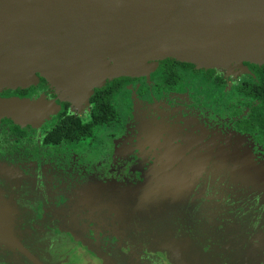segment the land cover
I'll return each instance as SVG.
<instances>
[{
  "label": "rangeland",
  "instance_id": "1",
  "mask_svg": "<svg viewBox=\"0 0 264 264\" xmlns=\"http://www.w3.org/2000/svg\"><path fill=\"white\" fill-rule=\"evenodd\" d=\"M151 63L117 100L119 124L59 152L40 145L55 101L85 123L88 90L45 82L16 105L32 132L0 135V264H264V147L231 130L232 115L247 114L232 92L247 72L195 65L224 88L186 80L152 94Z\"/></svg>",
  "mask_w": 264,
  "mask_h": 264
},
{
  "label": "water",
  "instance_id": "2",
  "mask_svg": "<svg viewBox=\"0 0 264 264\" xmlns=\"http://www.w3.org/2000/svg\"><path fill=\"white\" fill-rule=\"evenodd\" d=\"M164 59L263 65L264 0H0V85L23 88L30 71L72 96L87 89L88 102L106 81ZM20 102L0 98V115L30 121Z\"/></svg>",
  "mask_w": 264,
  "mask_h": 264
},
{
  "label": "trees",
  "instance_id": "3",
  "mask_svg": "<svg viewBox=\"0 0 264 264\" xmlns=\"http://www.w3.org/2000/svg\"><path fill=\"white\" fill-rule=\"evenodd\" d=\"M250 79L243 81L233 88L237 95L256 100L258 105L250 110L247 119L237 121L234 128L241 133H259L264 132V64L260 66L243 63ZM186 74L190 79L199 80V82L208 84L214 88H222L224 82L221 78L214 76V70L211 68H197L196 66L178 62L173 59H164L157 63L156 68L149 74V78H154L153 91H176L183 81V75ZM138 78L118 77L106 81L101 87L94 88L88 103L90 104L89 122L82 123L77 117L66 115L65 108L67 104L60 102L58 106L62 108L61 112L55 115L54 124L42 138V144L56 149L59 145L75 146L78 142L88 139L91 136V129L97 126H110L119 121L117 112L112 102L116 94L127 84L137 81ZM41 84L45 81L38 77ZM25 92L16 90L12 93L13 98L22 99ZM11 130L16 136H24V131L11 125Z\"/></svg>",
  "mask_w": 264,
  "mask_h": 264
},
{
  "label": "flooded vegetation",
  "instance_id": "4",
  "mask_svg": "<svg viewBox=\"0 0 264 264\" xmlns=\"http://www.w3.org/2000/svg\"><path fill=\"white\" fill-rule=\"evenodd\" d=\"M252 65H256V64H252ZM256 66H260V65H256ZM214 76L219 77V76L215 75V73H214ZM219 78H221V77H219ZM250 78H251L250 75L247 73V77H246V79L243 80V81H246V80H248V79H250ZM141 80H142V77H139V78L137 79V81L132 82V83L127 84V85H124V86L120 89V91L116 94V96H115V100L112 102V105H113V107H114V109H115L116 112H117V110H116V103H117V100H118L120 97L125 96L127 87L132 86V85H135V84H137V83H138L139 81H141ZM186 80L191 81V82L193 81V82H196V83L201 84V85H202V84H203V85H207V86H209V87H211V88H213V89H215V90L223 89L224 86H225V82L223 81L222 78H221V80L224 82V86H223L222 88H214V87H212V86H210V85H208V84H204V83L199 82V80H196V79H190V78H188V76H187L186 74H184V75H183V81H182V83L180 84L179 88H178L176 91H173V92H171V91H164V90H161V91H159V92H154V91H153V86H154L155 79H154V78L151 79V78L148 77V81L151 83V85L149 86V90H150V92H151L152 94H159V93L174 94V93H177V92L179 91V89L181 88V86L183 85V83H184ZM243 81L239 82V83L236 84L234 87H236L237 85H239V84L242 83ZM37 86L40 87V88H45V87H46V83L41 84L40 80H38L36 85H29V86L26 87V88H19V87H17V88H13V89H11V88H4V89L0 90V98H1V99H10V98H13L14 95H12V93H13L14 91H16V90H21V91H24V92H25V94H24V96L22 97V99H26L31 93H33V92L36 90ZM234 87H233V88H234ZM233 88H232V92H233L234 95H236V96H238V97H240V98H242V99H244V100H247V101L244 103V106H245L246 109H247V114H246L245 116H243V117H240V118H237L238 116H240V113H238V112H236L234 115H232V118H236V120L232 121V123H231V124H232L231 130H232L234 133L238 134V135L252 136L253 140H254L257 144H259V145H261L262 147H264V132H263V133H259V132L255 131V132H253V133H241V132H238V131L234 128V124H235L237 121L245 120V119L248 118V116H249V114H250V110H251L253 107H256V106L258 105V102H257L256 100H253V99H250V98H245V97H243V96H241V95H237V94L233 91ZM136 92H137L138 94H140V95H143V94L146 92V88L143 87V86H139V87L136 89ZM17 98H19V97H17ZM55 102H56V104H58V105H59V103H60L59 101H55ZM64 103H66V102H64ZM66 104H67V103H66ZM88 104H89V103H88ZM58 107H59V111H58L56 114H58V113L61 112V110H62V108H61L60 106H58ZM67 108H68V104H67V107L65 108V112H66V115H70V114L67 113ZM89 110H90V104H89ZM56 114H55V115H56ZM88 114H89V111H88ZM55 115L51 118V122H52V123L49 125V128H48L45 132H43V134H42V138H43V136L45 135V133L48 132V131L50 130L51 126L54 124L53 119L55 118ZM117 115H118V113H117ZM71 116H73V115H71ZM73 117H76V116H73ZM77 118H78V117H77ZM118 118H119V115H118ZM78 119H79V118H78ZM79 120H80V119H79ZM89 120H90V119H89V115H88V121L85 122V123H88ZM80 121H81V120H80ZM81 122H82V121H81ZM119 122H120V118H119V121H118L117 123H114V124H112V125H110V126H97V127H93V128L91 129V135H92V130H93L94 128H98V127H111V126H113V125H117V124H119ZM82 123L84 124V122H82ZM11 125H14V126H16L19 130L24 131L25 135H24V136H16L15 133L11 130V127H10ZM31 132H32V129H31L30 127H27V126H23V127H21L20 125L15 124L11 119H9V118H7V117H0V135H4V136H6L8 139H10V140H12V141H16V142H19V141H20V142H21V141H23L25 138H27ZM90 137H91V136H90ZM90 137H89V138H90ZM89 138H88V139H89ZM85 140H87V139H85ZM82 141H84V140H82ZM82 141L78 142V144L81 143ZM78 144H76L75 146H77ZM40 145H41L42 147H44V148H48L49 150H52L53 152H59L62 148H66V147H68V148L75 147V146H66V145L62 144V145H59L56 149H54V148H52V147H50V146H45V145H43V144H42V139H41ZM0 150H1V147H0ZM1 156H2V154L0 153V158H1Z\"/></svg>",
  "mask_w": 264,
  "mask_h": 264
},
{
  "label": "bare ground",
  "instance_id": "5",
  "mask_svg": "<svg viewBox=\"0 0 264 264\" xmlns=\"http://www.w3.org/2000/svg\"><path fill=\"white\" fill-rule=\"evenodd\" d=\"M188 61L194 62L195 60L190 59V60H188ZM195 63L198 64V63H200V62H195Z\"/></svg>",
  "mask_w": 264,
  "mask_h": 264
}]
</instances>
